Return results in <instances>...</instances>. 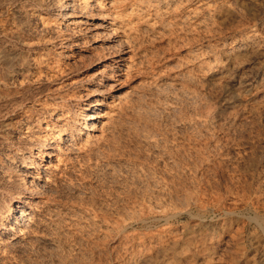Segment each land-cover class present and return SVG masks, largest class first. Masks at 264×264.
<instances>
[{
  "label": "rangeland",
  "instance_id": "rangeland-1",
  "mask_svg": "<svg viewBox=\"0 0 264 264\" xmlns=\"http://www.w3.org/2000/svg\"><path fill=\"white\" fill-rule=\"evenodd\" d=\"M56 1L0 0V214L40 195L25 228L0 220V264H264V0H142L114 34ZM253 72L256 89L222 87ZM90 104L93 132L74 119ZM58 120L75 132L49 159L34 146ZM37 154L49 170L26 184Z\"/></svg>",
  "mask_w": 264,
  "mask_h": 264
},
{
  "label": "bare ground",
  "instance_id": "bare-ground-1",
  "mask_svg": "<svg viewBox=\"0 0 264 264\" xmlns=\"http://www.w3.org/2000/svg\"><path fill=\"white\" fill-rule=\"evenodd\" d=\"M133 2V0H132ZM135 2V1H134ZM131 3L130 0H57L55 3V8H58V10L61 11H66V10H72V12L77 13L78 14V18H75L76 16H71L72 14H66V18L68 20H66L68 23L70 22V25L73 24H79L82 21L80 20H86V24L90 25L89 23L92 22H96V25L94 26V29H105V27L110 28V31L112 32V34H114L117 30H119L121 27H123V25L125 24V22L127 21V19L130 17V15L128 16L129 13H134L136 12V14L139 13H143L144 11L141 10H134L135 8L138 9V4H141L142 0H136V2L138 3ZM145 2V1H144ZM148 2V1H146ZM145 2V3H146ZM255 2V1H254ZM53 3V4H54ZM143 3V4H145ZM147 5V3H146ZM54 6V5H53ZM143 6V5H142ZM50 7H52L50 5ZM45 8V7H44ZM147 8V6H146ZM145 9V7H144ZM131 10V12L129 11ZM193 10V9H192ZM43 13V12H42ZM195 12H190L188 16H194ZM135 15V14H134ZM133 16V15H132ZM137 16V15H136ZM146 18V17H145ZM191 18V17H190ZM40 20H44L43 16H40ZM47 21V20H46ZM88 22V23H87ZM43 23V21H42ZM45 23V22H44ZM47 23V22H46ZM45 23V24H46ZM66 23V22H65ZM93 24V23H92ZM91 24V25H92ZM139 24V23H138ZM149 25V24H148ZM45 27V26H44ZM67 27V26H65ZM69 27V26H68ZM125 27V25H124ZM126 28V27H125ZM136 28V27H135ZM125 31V29L123 30V32ZM118 32V31H117ZM122 33V35H125L126 32ZM125 37V36H123ZM57 51H56V55L54 57V64L56 67L61 68L62 66H64L66 64V62L69 60L70 58V50L68 48L67 45L65 44H61L57 47ZM236 55L238 54L243 55L244 53L241 52V50H237L234 49L232 50ZM243 51V50H242ZM232 52V53H233ZM55 53V52H54ZM233 53V54H234ZM235 56V55H234ZM233 57V56H232ZM238 57V56H237ZM129 58V57H128ZM131 58V57H130ZM80 59V58H79ZM78 59V60H79ZM232 59V58H231ZM124 62L122 64L123 68L121 69V67H118L115 71L114 74H111V78L112 79H117L120 77H123L124 75L126 76V73L131 69V67L134 65L133 63L131 64V66H127V59L124 58L123 59ZM128 61H130L128 59ZM81 62V61H80ZM131 62V61H130ZM82 63H84L82 61ZM129 64V65H130ZM138 64V63H137ZM77 65V64H76ZM84 66V64L82 66H79V68L77 67V69H79L78 71H81V68ZM86 66V65H85ZM84 66V67H85ZM104 68L108 67V66H103ZM126 68V70L124 69ZM74 69V68H73ZM72 70V69H70ZM76 70V69H75ZM60 71V70H59ZM103 71V70H102ZM126 71V72H125ZM72 71H69V73ZM75 72V71H74ZM76 74V73H75ZM100 74V73H99ZM67 75V74H66ZM73 75V74H72ZM80 75V74H79ZM85 75V74H84ZM261 75V74H260ZM258 72H253L250 75L247 76H239L238 73L229 76V78L227 80H225V82L222 84V87L225 89H231L232 91H249L252 89H256L255 86L256 84L259 82V76ZM71 76V75H70ZM76 79V78H75ZM80 79V78H78ZM77 80V79H76ZM84 80V79H83ZM75 82V81H74ZM82 82V81H81ZM221 82V81H220ZM70 83L73 84V81ZM79 83V82H78ZM77 83V84H78ZM68 86V84H67ZM74 86V85H73ZM65 87V86H64ZM73 88V87H72ZM62 90V89H61ZM263 90V89H262ZM77 91V90H76ZM227 92V91H226ZM79 93V92H77ZM74 95V93H73ZM76 95V94H75ZM227 95V94H226ZM72 96V94H71ZM78 96V94H77ZM70 97L69 93H64L62 92L60 94V98H67ZM74 97V96H73ZM82 98V97H81ZM226 98V97H225ZM74 99V98H73ZM72 99V100H73ZM75 103L80 102V100H73ZM81 103V102H80ZM79 104V103H78ZM94 104H90L87 105L86 107H84V111H89V112H84V114L80 115L81 117H76L74 119H78V122L76 123V126H83L82 124H79V122L82 123L84 122L85 125H88L89 122H91V132L95 131V130H99L98 127H96V122L98 121L97 119H108L107 118V114H102L100 116H98L95 112H93L94 110H92L91 107H94ZM81 107V106H79ZM91 111V112H90ZM51 114V113H50ZM61 118V117H60ZM229 120V119H228ZM76 122V121H75ZM231 122V121H230ZM35 127L39 128L40 125V120L37 119L35 122ZM61 120H58L57 125L55 124H51V125H45L44 128H42V130L44 131L39 133L40 135L36 138V143L34 146V150L36 149L38 151V154H40L41 156H46L49 159H52V157H54L51 153V150H53L51 147H48V141L49 139L53 138V132L58 134V137L61 136L63 133H69V137L72 139L71 135L72 132L74 133L75 129L68 126V122H66L64 120V123ZM101 128L103 126L106 125L105 122L103 121H99ZM235 126V125H234ZM28 128V127H27ZM98 128V129H97ZM83 129H88L86 128V126ZM90 129V128H89ZM28 130H31V128H29ZM77 130V129H76ZM38 131V130H36ZM26 132V131H25ZM35 132V131H34ZM43 133V134H42ZM104 133V132H103ZM29 135V134H28ZM65 136V135H64ZM67 136V134H66ZM29 137V136H28ZM95 138L94 133H89L87 135V139L88 141ZM59 139V138H58ZM33 141V140H32ZM50 142V141H49ZM51 143V142H50ZM68 147H73L72 145L68 146ZM77 149V148H76ZM33 147H30L26 154H28L29 156H32V154H34ZM55 150V149H54ZM70 150V149H69ZM45 151H48V153L46 154ZM59 153L62 154V150L58 149ZM38 154L36 155V158L39 157L40 161L43 163L45 162L46 164L42 165L41 163L38 164L39 162H35L34 160H30V158L28 157H24L21 156L19 158V161H21L23 164H25L27 166V169L29 170L27 172L26 175H24V179L25 178H31L32 181H26L27 183H31L34 180H40L42 177V174L44 172H47L49 169V164H50V160H45L43 159V157H40V155L38 156ZM30 163L27 164V163ZM32 163V164H31ZM22 164V165H23ZM37 174V175H35ZM24 181V180H23ZM41 181V180H40ZM23 184V182H21ZM32 184V183H31ZM23 186V185H22ZM32 186V185H31ZM33 187V186H32ZM35 187V186H34ZM33 187V188H34ZM26 188V187H25ZM36 188V187H35ZM24 188L22 187V192H20L17 195L16 200L13 202V204H6L4 206V212H2L0 214V220H3L5 222L8 223H13L14 225H11V227H9V231L10 233H15L18 229L15 228L16 225H20L22 227H24L23 225H21L22 219L25 221L28 220L29 222L32 219V216L34 214H31L33 212H35L34 208L32 207L34 204L33 201L36 198H39L40 195L38 194V192L31 191L30 190H23ZM28 189V187H27ZM24 200V201H23ZM46 200V199H45ZM31 202V203H29ZM44 203V201H42ZM25 204V205H24ZM24 205V206H23ZM42 205V204H41ZM37 207V206H36ZM3 210V209H2ZM174 217V216H173ZM167 222V221H166ZM27 224V223H26ZM25 228V227H24ZM13 235V234H12ZM155 250V249H154ZM260 262V261H259Z\"/></svg>",
  "mask_w": 264,
  "mask_h": 264
}]
</instances>
